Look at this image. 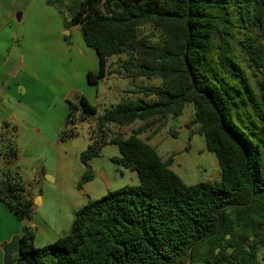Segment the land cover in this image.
I'll use <instances>...</instances> for the list:
<instances>
[{"label":"trees","instance_id":"1","mask_svg":"<svg viewBox=\"0 0 264 264\" xmlns=\"http://www.w3.org/2000/svg\"><path fill=\"white\" fill-rule=\"evenodd\" d=\"M72 19L100 59L89 83L112 74L107 67L115 56H125L127 79L161 80L138 90L155 100L123 99L100 115L82 156L80 187L94 178L88 160L109 144L120 152L113 161L136 173L140 183L89 201L76 211L69 233L36 247L34 201L16 176H4L0 201L23 223L22 252L14 264H261L264 0H84ZM146 27L160 33L159 42L141 33ZM68 102L61 140L79 137L77 110L81 120L97 113L84 95ZM187 103L195 108L188 128L199 126L218 159V182L186 184L170 168L173 159L164 161L139 137L155 122L181 116ZM136 121L146 125L129 137L110 134L109 124Z\"/></svg>","mask_w":264,"mask_h":264},{"label":"rangeland","instance_id":"2","mask_svg":"<svg viewBox=\"0 0 264 264\" xmlns=\"http://www.w3.org/2000/svg\"><path fill=\"white\" fill-rule=\"evenodd\" d=\"M83 1L62 0L60 3L49 4L46 0L48 6L59 12L64 28L67 29L64 32L67 40L70 39L69 32L73 29L81 34L79 25L75 24L72 18ZM141 33L152 34V42L160 41V33L150 27L142 29ZM253 34L258 35L257 28L253 30ZM80 36L82 38V34ZM90 50L94 52L93 49ZM124 59L125 56L111 58L107 69L112 74H108L97 86L82 79L77 82L75 90L69 89L65 92L62 99L67 103L69 100L78 102L84 95L89 99V103L97 108L96 114L86 115L83 120L81 110L76 111L75 132L78 138L90 140L91 133L97 128L99 116L123 99L155 100L154 97L145 98L138 90L141 86L159 85L161 80L127 79L121 69ZM8 100L3 89H0V180L11 173L25 187V195L28 198H34L33 201L39 197L43 199L42 206H37L35 201V215L31 223L36 227L35 233L38 236L36 247L52 243L41 240L42 235L37 228L39 224H48L50 228L58 231L60 237L64 236L71 230L76 211L89 201L101 199L110 191L139 185L136 173L113 161L114 158L120 157V152L117 146L109 144L102 148L99 156L88 160L94 178L80 187L85 171L82 163L84 151L74 147V139H60L67 119L64 120L62 128L57 129L46 126L42 118L41 111L48 112L57 105L51 104L41 95L32 103L28 101L30 97H27V107L18 106L12 99V103ZM69 112L70 107L68 114ZM194 114V105L187 103L181 116H169L163 121H154L155 123L147 127L139 137L153 146L164 161L172 158L170 168L186 184L218 182L222 178V170L216 155L207 149L204 136L198 134V125L188 128ZM145 125L146 122L136 121L128 127H119L116 124H109L108 127L110 134L120 133L127 138ZM35 129H39V133L35 132ZM11 144L18 150L16 158L11 155ZM48 175L54 181L49 180ZM104 178L110 183V188ZM40 203V199H37V204ZM259 261L264 264V247L260 250Z\"/></svg>","mask_w":264,"mask_h":264},{"label":"crops","instance_id":"3","mask_svg":"<svg viewBox=\"0 0 264 264\" xmlns=\"http://www.w3.org/2000/svg\"><path fill=\"white\" fill-rule=\"evenodd\" d=\"M66 30L59 12L48 6L46 0H0V89L10 103L12 99L21 107L29 106L27 97L32 103L38 95L57 105L48 112L41 111L46 126L57 129L68 117L70 105L62 99L65 92L75 90L82 79L89 83V72L97 73L100 69L99 56L90 50L83 36L73 29L67 40ZM35 132L39 133V129ZM37 199L36 205L42 206L43 199ZM22 227L17 216L0 201V264H4V248L13 237L21 236ZM37 228L41 240L47 243L60 237L48 224H39ZM37 239L38 236L35 245Z\"/></svg>","mask_w":264,"mask_h":264},{"label":"water","instance_id":"4","mask_svg":"<svg viewBox=\"0 0 264 264\" xmlns=\"http://www.w3.org/2000/svg\"><path fill=\"white\" fill-rule=\"evenodd\" d=\"M74 147L80 148L82 151H87L89 148V142L82 138L74 139ZM108 188H110V183L104 178ZM22 252V240L21 236L17 235L13 237L11 242L4 248V264H14L16 256H20Z\"/></svg>","mask_w":264,"mask_h":264}]
</instances>
